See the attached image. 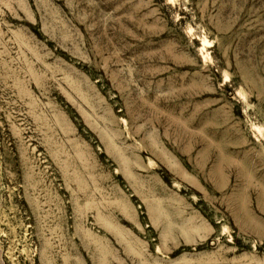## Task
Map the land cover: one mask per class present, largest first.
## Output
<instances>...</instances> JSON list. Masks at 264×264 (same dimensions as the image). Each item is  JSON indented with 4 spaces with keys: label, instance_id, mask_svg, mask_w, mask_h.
<instances>
[{
    "label": "rangeland",
    "instance_id": "1",
    "mask_svg": "<svg viewBox=\"0 0 264 264\" xmlns=\"http://www.w3.org/2000/svg\"><path fill=\"white\" fill-rule=\"evenodd\" d=\"M0 264H264V0H0Z\"/></svg>",
    "mask_w": 264,
    "mask_h": 264
}]
</instances>
